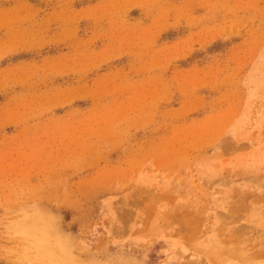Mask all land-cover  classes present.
Listing matches in <instances>:
<instances>
[{"label": "rangeland", "instance_id": "obj_1", "mask_svg": "<svg viewBox=\"0 0 264 264\" xmlns=\"http://www.w3.org/2000/svg\"><path fill=\"white\" fill-rule=\"evenodd\" d=\"M0 264H264V0H0Z\"/></svg>", "mask_w": 264, "mask_h": 264}, {"label": "bare ground", "instance_id": "obj_2", "mask_svg": "<svg viewBox=\"0 0 264 264\" xmlns=\"http://www.w3.org/2000/svg\"><path fill=\"white\" fill-rule=\"evenodd\" d=\"M43 246V245H42Z\"/></svg>", "mask_w": 264, "mask_h": 264}]
</instances>
